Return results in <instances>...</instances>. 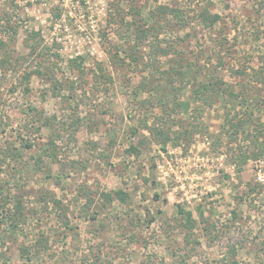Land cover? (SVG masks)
<instances>
[{
	"label": "rangeland",
	"instance_id": "374dc122",
	"mask_svg": "<svg viewBox=\"0 0 264 264\" xmlns=\"http://www.w3.org/2000/svg\"><path fill=\"white\" fill-rule=\"evenodd\" d=\"M114 3L125 20L107 27ZM207 3L223 18L213 32L193 16ZM159 6L178 7L190 19L186 28L159 36L162 47L174 48L175 60L189 58L188 66L207 62L205 49L225 27L233 56L223 57L227 65L218 76L233 96L201 105L188 86L175 92L173 106L168 86L194 79L192 67L155 59L141 33ZM5 12L19 26L15 43L7 44L14 56L27 54L24 38L38 32L59 55L56 80L75 79L66 65L77 56L87 76L67 104L54 96L53 81L33 76L26 95L15 88L18 74H0V210L18 200L26 214L16 231L0 226V264H215L232 246L240 264H264V183L257 180L264 176V132L257 155L248 128L230 138L224 127L228 111L235 121L264 123V87L244 86L229 70L261 65L264 0H0V15ZM2 52L0 44V58ZM98 67L111 82L95 87ZM164 101L178 121L171 137H183L186 128L189 139L162 145L149 135L145 126L162 114ZM40 117L53 126L38 130ZM76 119L82 124L72 126ZM55 135L61 137L54 160L42 150ZM131 145L138 154L128 152ZM238 151L248 158L240 169ZM119 189L127 204L104 205L100 192ZM178 207L195 220L190 234Z\"/></svg>",
	"mask_w": 264,
	"mask_h": 264
},
{
	"label": "trees",
	"instance_id": "16d2710c",
	"mask_svg": "<svg viewBox=\"0 0 264 264\" xmlns=\"http://www.w3.org/2000/svg\"><path fill=\"white\" fill-rule=\"evenodd\" d=\"M212 5V3H207L205 6L200 8L199 11H197L193 16L194 20H199L202 29H207L213 32V28L215 27V25L218 24L219 26L223 18L219 14L210 12L208 7ZM112 8L113 12H108V17L106 19L107 27L112 26V24H120L125 20L123 15L121 14L120 5L118 3L112 4ZM150 16L152 22L151 26L147 30L142 29L141 33L144 38L150 40L149 48L151 52L156 55L155 59L158 58L159 60L161 57H165L168 58L169 62L175 63L174 65L178 66V68L187 66L189 67V69H191V63H189L188 66L189 58L187 59L183 55L179 56L175 60V57L173 55L174 53H172L174 51V48L170 45L162 47V39H159L160 35L168 34L169 32H172L173 29L176 31L186 28L190 24V19L188 20L185 17L183 10L179 9L178 7L169 9L165 6L157 7L156 11L151 13ZM58 17L59 16L57 15V18ZM18 29L19 26L15 22H13L12 13L9 14L8 12H5L0 15V34H2V37L5 38L6 41V43H4L2 41L3 38H1L0 41V44L3 47L2 57L0 58V74H2L3 76H6V74H18V82L17 84L15 83L17 87L15 88H21L23 93L26 95L30 93L29 84L33 76L36 75L41 78H45L46 81H53V90L57 89L54 96L59 97L62 101L70 104L71 101L69 99L72 98V93L77 90V87L81 89V81H84L85 77L87 76V72L85 71V67L83 65V57L77 56L67 61L66 68L75 76L74 80L66 82L58 81L55 79L54 73L56 72V70H60V67H58L56 63V59L59 58V55L55 52L52 53L49 47L43 45L41 35L38 32L28 33V35L24 38L23 43L25 49L27 50V54L25 55L14 56V50L7 47V44L11 45L15 43V40L18 36ZM219 29L220 30L213 39V43H211L205 49V51L209 52V59L207 60V62L203 64L199 59H197L191 69L194 79L193 84H190L187 81L186 83H180L178 87L174 86L173 84L168 86L167 95L172 94L173 106L178 105L177 101L174 99L175 92L184 90L188 86H191L192 88L191 91L194 100L199 101L201 105L209 106L213 104L215 97H217L219 94H225L229 97L233 96L232 89H226L225 82L218 76L220 70H223L227 65V61L224 60L223 57L227 56L231 59L233 56L230 52V49L227 50L225 48V27L222 26ZM114 54L112 56L113 62L118 58V54L116 52ZM257 58V62H260L261 65L256 68L249 65L248 62L245 66L241 65V67H243L241 69L240 67H238V69L236 70L233 69L234 67L229 68V70L233 72L234 75H237L242 80L244 86L249 85L250 81L253 86L260 85L261 87H264V56H258ZM131 61H134V58L131 57ZM238 62L239 64H242L241 61ZM178 68L176 69L180 70ZM170 69L174 72V69L172 67H170ZM98 70L99 72L97 71L92 73V80L95 87H97L99 84L104 86L107 84V82H111L110 76L105 75L101 70V67H98ZM197 76H207V79L204 82H199ZM195 82H198V84L195 85ZM66 89L68 95L64 96L61 92ZM84 94L85 92H83V96H85ZM73 103L77 104L75 103V101ZM76 106L77 105H75V107ZM169 106V103L164 101L163 106L160 107L162 114H159V116L155 117L151 126H145L149 135L152 136L155 142L162 145H165L171 140H174V142L176 143L182 138L189 139V133H191L185 128L183 133L181 132L183 137H171V132H173L174 134H178L177 132L175 133L174 131H172V125L178 124V121L177 119H173L176 117L172 116V112L169 111ZM173 106L171 107V109L173 108ZM40 118L39 122H41L42 125L41 127H38V130H40V128L42 127L53 126V122L51 119ZM168 118H172V121L166 120ZM236 118L237 117L234 114L232 115L230 111L227 112L224 124V127H227L225 129L226 134H228L231 138L232 136H237L241 132H246L245 130L246 128H248L250 131L246 133L247 135L245 136L246 138H249L248 144L253 145V147L256 148L257 155H262L263 149L259 147L258 142L262 136L261 133L264 132V123L255 121L252 119V117H248V119L245 120L238 119L237 121H235ZM80 123V120L76 119L75 121H72L71 125L73 126L74 124H77L78 126ZM60 137L61 136L59 135H55L49 140V142L47 143V147L42 150L43 154L47 158L55 160V138H57L58 140V138ZM25 146V148L28 149L31 147V145L27 144ZM128 152L138 154V147L131 145L129 146ZM237 157V163H235V166L240 169V167L247 162L248 158L245 151H238ZM99 197L102 199L104 205H106L107 203H112V201L114 200L122 205H126L127 199L129 198L128 194L121 189L109 192H100ZM14 202L15 203H13L11 207L6 209L4 207H1L0 210V226L2 225L9 231L18 230L20 224L26 220V214H24L23 210L21 209L20 201L16 200ZM178 214L180 216V225L185 228L188 234L192 233L195 226V220L192 219V214L190 212H185L181 207H178ZM233 217H236V214L234 212ZM236 253L237 251L233 246L229 247L227 253H225L221 260L219 262H216L215 264H240L235 258Z\"/></svg>",
	"mask_w": 264,
	"mask_h": 264
},
{
	"label": "built area",
	"instance_id": "2783aa9c",
	"mask_svg": "<svg viewBox=\"0 0 264 264\" xmlns=\"http://www.w3.org/2000/svg\"><path fill=\"white\" fill-rule=\"evenodd\" d=\"M257 180H258L259 182L264 183V176H260V175H258Z\"/></svg>",
	"mask_w": 264,
	"mask_h": 264
}]
</instances>
